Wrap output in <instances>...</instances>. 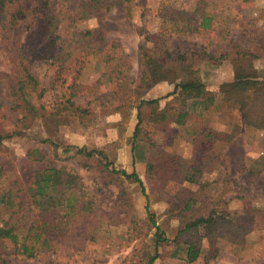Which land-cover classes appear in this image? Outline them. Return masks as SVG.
Returning a JSON list of instances; mask_svg holds the SVG:
<instances>
[{
  "label": "trees",
  "instance_id": "16d2710c",
  "mask_svg": "<svg viewBox=\"0 0 264 264\" xmlns=\"http://www.w3.org/2000/svg\"><path fill=\"white\" fill-rule=\"evenodd\" d=\"M72 1L0 0V28L12 38L11 44L0 45V84L4 83L8 90L10 101L7 107L19 115L17 129H28L39 121H66L69 117L84 124L91 114L87 107L76 102V98L89 94L91 90H85L79 81L85 65L91 61L97 70L102 71V78L119 87L117 94H121L119 100L123 99V103L114 108L116 111H122L131 100L137 102L139 122L132 151L134 161L146 162L149 179H155L160 188L180 181L197 185L203 191L206 188L203 177L206 172L221 166L220 157L209 151L200 157L197 148L190 158L153 151L149 141L141 139L140 124L144 112L149 110V120L158 128L182 127L190 119V107L197 106L205 111L216 105L217 98L207 94L206 85L198 75L200 65L206 62L217 67L227 60L233 65L234 80L221 86L223 102L239 109L247 126L264 130V76L257 77L252 72L255 62L264 59V32L248 27L242 21L241 5L252 0H196L189 8H177L174 0H162L156 9L161 19L159 32L151 35L144 27L140 30L145 42L141 46L142 65L137 82L130 80L131 61L119 43H106L102 29L79 30L75 26L81 19L108 10L111 4H106L105 0H76L74 4ZM123 1L127 15L131 17L134 0ZM147 11L150 9L145 8L143 15ZM68 19L71 23L63 27ZM260 19L264 25V9ZM237 27L240 28L237 40L219 57L205 49L181 52L171 50L167 45L173 35L217 31L221 37H227ZM22 31L24 39L21 42ZM30 54L34 59L41 57L49 61L50 67L54 68L50 88L41 85L24 61ZM72 69L74 76L68 79ZM169 79L175 84V91L169 96L174 97L163 108H160L159 98L146 99L143 96L156 82ZM52 91L53 101L50 102L47 97ZM127 95L130 99L124 100ZM123 116L126 119V114ZM240 130L239 125L231 132L203 128L201 134L208 140L209 147L216 140L232 142ZM5 138L0 135V149ZM194 141L198 143L199 140L195 137ZM31 142L21 160L0 150V264L13 253L25 258L38 256L61 239L60 228H66L73 219L75 225L81 223L94 209L93 197L81 178L58 167L42 146L50 139H33ZM79 154L87 158L108 159L103 150L86 151L82 148ZM101 167L112 176H123L141 184L145 192L144 183L135 172L116 169L111 163H102ZM256 170L251 168L249 174L260 175L261 172ZM178 192L183 199L179 205H173L179 212L172 214L182 226L173 239L179 243L175 256L187 263L198 260L204 250L202 239L205 235L209 241L208 259L215 258L220 253L215 242V237L220 235L217 226L226 222L231 214L226 209L213 207L208 213L196 216V192L184 186ZM56 213L62 214L64 219L58 221ZM200 230L204 235H197ZM162 241L169 239L158 228L156 242ZM156 258L157 255L152 256L145 264H154Z\"/></svg>",
  "mask_w": 264,
  "mask_h": 264
},
{
  "label": "rangeland",
  "instance_id": "374dc122",
  "mask_svg": "<svg viewBox=\"0 0 264 264\" xmlns=\"http://www.w3.org/2000/svg\"><path fill=\"white\" fill-rule=\"evenodd\" d=\"M174 1L177 8H189L196 2ZM161 2L134 0L132 16L129 17L123 0H105L106 4H111L108 10H100L91 18L81 19L75 26L79 30L102 29L106 43H119L131 61L130 80L137 82L142 65L141 46L145 42L140 30L144 27L151 35L159 32L161 19L156 9ZM74 3L76 0L72 1ZM145 8L150 11L143 15ZM241 9L244 24L264 32L260 19L264 0L249 1L241 5ZM70 23L68 19L63 27H68ZM239 32L237 27L227 37H221L217 31L173 35L167 40V45L171 50L181 52L205 49L219 57L230 49ZM19 39L23 41L24 31ZM7 42L11 44V34L0 28V45ZM24 61L41 85L50 88L54 68L50 67L49 61L41 57L34 59L31 54ZM254 70L252 72L257 77L264 76V59L255 62ZM101 75L102 71L97 70L91 61L80 75L79 81L85 90L91 88L89 94L76 98V102L87 107L91 114L84 124L69 117L66 121H39L28 129H17L19 115L7 107L10 101L8 90L4 83L0 84V135L6 137L0 150L21 160L33 139H50L42 145L49 157L55 160L58 167L76 173L94 200L92 214L84 216L77 225L73 219L66 228H60L61 239L53 246L33 258L9 254L3 264H145L154 255H157L154 264H264V130L247 126L243 113L222 100L221 86L234 80L233 65L227 60L217 67L206 62L200 65L198 75L206 85L207 94L217 98L216 105L205 111L197 106L190 107L192 113L186 125H173L162 130L149 120V110L144 112L140 124L141 139L149 141L153 151L190 158L197 148L200 157L207 151L220 157L221 166L204 175L206 188L203 191L197 185L180 181L160 188L155 179H149L146 162L134 161L132 151L139 122L135 107L137 102L131 100L122 111H116L114 108L123 103V99L119 100L121 94H117L119 87ZM73 76L72 69L67 77L71 79ZM174 91L175 84L171 79L161 80L143 96L146 99L159 98L160 108H163L174 97L169 96ZM47 99L53 101V91ZM125 99H130V95ZM236 125L241 130L230 143L216 140L208 147V140L201 134L203 128L231 132ZM195 137L198 143L194 141ZM82 148L86 151L103 150L108 159L102 160L98 156L87 158L79 154ZM102 163H111L116 169L138 174L145 192L143 186L133 180L108 174L101 167ZM251 168L261 174L250 175ZM181 186L196 192V216L208 213L213 207L226 209L231 214L226 222L217 226L220 235L215 237V242L220 247V253L213 259H208L209 241L203 230L197 234L204 235V250L198 260L187 263L175 256L179 243L173 239L182 223L172 213L179 212L173 205H179L183 199L178 192ZM56 219L61 221L64 216L56 213ZM158 228L169 241L157 244Z\"/></svg>",
  "mask_w": 264,
  "mask_h": 264
}]
</instances>
